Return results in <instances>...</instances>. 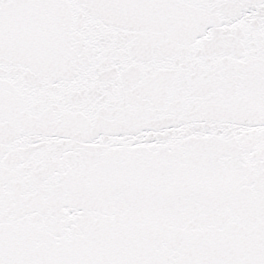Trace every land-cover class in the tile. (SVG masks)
<instances>
[{
    "label": "snow or ice",
    "instance_id": "1",
    "mask_svg": "<svg viewBox=\"0 0 264 264\" xmlns=\"http://www.w3.org/2000/svg\"><path fill=\"white\" fill-rule=\"evenodd\" d=\"M0 264H264V0H0Z\"/></svg>",
    "mask_w": 264,
    "mask_h": 264
}]
</instances>
